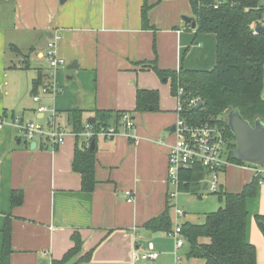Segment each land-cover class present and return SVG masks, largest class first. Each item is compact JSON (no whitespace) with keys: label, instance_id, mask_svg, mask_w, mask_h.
I'll use <instances>...</instances> for the list:
<instances>
[{"label":"crops","instance_id":"crops-1","mask_svg":"<svg viewBox=\"0 0 264 264\" xmlns=\"http://www.w3.org/2000/svg\"><path fill=\"white\" fill-rule=\"evenodd\" d=\"M145 3L150 7L148 29L142 22ZM7 9L10 21L0 23V117L45 123L47 115L38 108L46 106L57 112L59 124L71 135L53 148L21 141L10 126L0 130V264L7 223L12 236L10 264L60 261L74 248L75 233L81 238V252L69 264H206L189 256L187 240L178 248L168 229L146 228L169 207L173 229L174 203L185 213L176 219L181 226L203 225L208 214L223 206L219 196L210 210H190L195 197L210 194L208 172L197 186H182L181 191L191 195H182L180 202L168 197L177 100L170 81L149 69V63L163 71H209L217 63V37L199 34L183 21L185 16L196 21L189 0L3 1L0 19ZM55 35L61 36L57 55L66 64L54 78L61 92L45 95L42 90L51 82L47 45ZM143 90L159 93L157 111H136L137 93ZM35 96L40 103L33 101ZM75 111L81 113L84 130L97 122L98 112L130 113L135 121L130 131L120 127L118 137L90 141L96 151L97 184L92 193L82 191L81 175L73 170L77 144L88 143L72 135ZM118 122L112 116L108 126ZM254 180L251 171L229 167L221 175L218 195L241 193ZM14 192L24 195L18 207L12 205ZM248 210V241L256 248L257 264H264V234L257 220L264 217V184H259ZM90 252L91 259L80 262ZM134 252H155L159 258L134 261Z\"/></svg>","mask_w":264,"mask_h":264},{"label":"trees","instance_id":"trees-1","mask_svg":"<svg viewBox=\"0 0 264 264\" xmlns=\"http://www.w3.org/2000/svg\"><path fill=\"white\" fill-rule=\"evenodd\" d=\"M13 1V0H0ZM192 12L197 22V33L214 34L217 37V63L209 71H193L184 68L179 71H163L154 63H149L160 78L170 81L172 95H177L182 88L185 98L200 97L203 108L193 109L189 113L198 122L220 119L228 127L226 112L238 110L241 116L251 125L257 119L264 123V32L253 33L254 25L264 22V5L261 0H189ZM147 3L142 8L143 28H150ZM22 55L17 49H15ZM153 64V65H152ZM42 77L35 83L38 90ZM159 93L153 90L138 91L136 111H157L159 109ZM124 114V113H123ZM228 114V113H227ZM112 116L116 123L122 114L113 115L109 112H98L97 122L93 126H108ZM71 123L76 134L84 131L80 111L71 113ZM228 138L232 145V160H235V138L228 128ZM96 151L86 149L77 144L73 162L74 172L81 175L83 192L92 193L96 187L95 179ZM207 175L203 168L196 167L180 173L184 188L189 185L197 186ZM182 187V188H183ZM198 188V187H197ZM259 181L244 187L241 193H220L223 206L218 211L210 213L203 225H182L191 258L205 260L206 264H257V251L248 241V223L250 212L248 203L257 197ZM22 192L12 195L13 207L23 204ZM168 207L158 219L147 223L146 228L152 231H171ZM259 222L264 217L258 216ZM5 242L1 264H10L12 254V236L10 223H7ZM75 246L60 261L53 264H69L81 252V238L78 233L73 235ZM91 252L80 262L91 259Z\"/></svg>","mask_w":264,"mask_h":264},{"label":"built area","instance_id":"built-area-1","mask_svg":"<svg viewBox=\"0 0 264 264\" xmlns=\"http://www.w3.org/2000/svg\"><path fill=\"white\" fill-rule=\"evenodd\" d=\"M261 2L264 5V0H261ZM255 30L256 28L253 29V33L256 35ZM60 39V35H55L47 45V61L51 69L49 73L51 82L42 90L45 95L61 92L54 80L59 69L66 64L57 55V43ZM175 98L177 100L178 115L174 125L176 140L169 147L168 156V184L172 188L168 194L170 200H177L184 185L180 173L196 167L203 168L208 172V191L210 194H218L220 192L221 175L229 167H238L251 171L254 177L258 179L259 184H264V166L243 162L237 163L232 160V145L234 142L228 138V127L224 126L220 119L213 118L207 122H198L189 116L191 110L197 109L199 105L204 106L200 97L186 99L184 89L179 88ZM33 101L40 103L41 99L39 96H35ZM38 112L47 115L45 123L24 122L21 117H15L12 120L0 117V130L10 126L21 141L29 144L43 143L53 148L63 145L71 133L59 124L57 112L50 110L46 106H40ZM118 123V125L113 127L88 125L82 133H73L72 135L76 138H86L88 140L86 149H89L92 139L101 137L110 140L121 135L120 127H123L126 131H130L135 127V121L130 113L122 114ZM127 196L129 197V202H133V193L129 191ZM173 207L176 219H183L185 217L184 211L180 210L176 205ZM168 234L177 240L178 248L185 244L186 239L180 224H177ZM158 258L159 254L155 252L133 253L134 261H156Z\"/></svg>","mask_w":264,"mask_h":264},{"label":"water","instance_id":"water-1","mask_svg":"<svg viewBox=\"0 0 264 264\" xmlns=\"http://www.w3.org/2000/svg\"><path fill=\"white\" fill-rule=\"evenodd\" d=\"M183 21L190 25L192 29L197 28V22L194 19L183 17ZM255 32L257 34L263 33L264 27H257ZM73 68H75L74 65L69 67V69ZM202 107L203 105H199L197 109ZM227 125L236 142L235 160L256 166H264V123L257 119L255 124L251 125L250 122L241 116L238 110H231L227 114ZM172 130L174 131L175 129L173 128ZM18 143H21V141H18ZM32 145L35 146L37 144L33 143ZM90 149H95L94 141L91 143ZM259 226L264 234V222H260Z\"/></svg>","mask_w":264,"mask_h":264},{"label":"rangeland","instance_id":"rangeland-1","mask_svg":"<svg viewBox=\"0 0 264 264\" xmlns=\"http://www.w3.org/2000/svg\"><path fill=\"white\" fill-rule=\"evenodd\" d=\"M11 11L9 9H7L6 11H4L2 14H1V19H0V23H7L10 21V18H11ZM186 17V16H185ZM263 99H264V91H263ZM230 112V111H229ZM229 112H226L225 115H227V113ZM225 120H227V118L225 117ZM182 195H191L189 192H185V191H181L178 198H177V201L180 202L181 199L184 197ZM190 197V196H188ZM220 200L219 198V195L218 194H209L208 196H203L201 197V199H199L198 197H195L192 201V203L190 204V210H200L204 207H208L210 210L211 207L214 206V203L217 204V202ZM174 203V202H173ZM188 203V201H187ZM175 203L173 205H171V214H172V217L174 216V206ZM178 206V205H177ZM179 209L182 210V206H179ZM191 212V211H190ZM194 213V212H193ZM177 223H181L179 221H176L175 217L173 218V228L177 225Z\"/></svg>","mask_w":264,"mask_h":264}]
</instances>
